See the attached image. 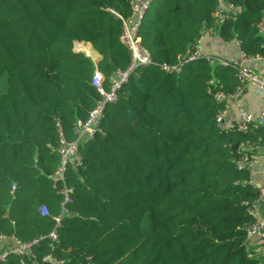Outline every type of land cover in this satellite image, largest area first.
Returning <instances> with one entry per match:
<instances>
[{"label":"trees","instance_id":"1","mask_svg":"<svg viewBox=\"0 0 264 264\" xmlns=\"http://www.w3.org/2000/svg\"><path fill=\"white\" fill-rule=\"evenodd\" d=\"M131 1L0 0V234L39 240L34 257L10 254L0 264H45L49 253L64 264H263L247 242L260 190L239 162L243 150H264V124L217 122L229 104L217 93L237 91L238 71L205 58L179 73L161 68L206 29L239 40L246 57L264 55L263 0H229L242 9L223 24L217 0H152L141 37L155 64L123 84L82 145V166L67 168L65 184L56 180L60 133L74 140L76 123L102 98L94 61L74 45L92 44L109 89L131 61L120 18ZM64 186L72 188L67 214Z\"/></svg>","mask_w":264,"mask_h":264},{"label":"built area","instance_id":"2","mask_svg":"<svg viewBox=\"0 0 264 264\" xmlns=\"http://www.w3.org/2000/svg\"><path fill=\"white\" fill-rule=\"evenodd\" d=\"M152 0H132L131 1V13L127 17L120 16L123 24L121 40L128 49L131 61L125 70L117 71L111 79V85L109 89L104 87V76L98 68V64L95 63V72L92 80V84L99 90L102 98L98 101L96 107L92 109L86 120H79L75 126L76 138L74 140H68L65 135L60 133V145L59 153L61 157V164L58 170L55 172L56 180H59L65 184V172L68 167L72 166L78 168L83 164V154L81 151L82 145L94 138L97 132V128L100 124L101 118L104 113L105 106L108 103H113L118 98V91L121 89L124 83H126L132 74H134L138 68L146 65H154L150 53L145 49L142 44L141 26L144 20L145 14L151 5ZM264 2V0H263ZM218 9L216 12L217 22L219 24L225 23L227 19H230L232 15H236L241 11L242 7L229 0H217ZM235 18V17H233ZM258 31L264 36V9L263 17L257 25ZM203 35L197 40L195 45L190 51L185 54L177 55V62L161 64L162 70L165 72L179 73L182 71L183 65L190 61H194L200 58L207 59L211 64L220 63L223 65H229L238 71V77L240 84L237 91L234 94L226 95L223 91L217 93L219 100H225L226 103L229 100H238L247 88L249 83L256 86V88L264 94V75L256 73L253 68V64L258 63L264 66V55L256 57H246L240 49V57L238 60L226 59L211 53L204 51L201 47ZM240 48V41L233 40ZM78 43V44H77ZM80 51L85 53L93 60L92 49L89 48V44L86 42H76ZM82 46V48H81ZM75 47V45H74ZM94 61V60H93ZM213 82V81H212ZM239 128L244 130L248 128V125L252 122L256 124H264V109L261 110L258 116H255L248 112L244 107L239 105ZM227 110L222 111L217 116L218 124L224 125V120ZM244 148V146H243ZM261 153V154H260ZM259 164L260 168L256 169V165ZM247 167L250 169L249 183L259 188L260 195L256 200L253 209L251 210L255 216V221L248 227L247 242L251 246L256 244L258 247L257 258L264 256V218L257 217V203L264 196V151H257L256 149L243 150L242 157L239 162V168ZM259 176V180L257 179ZM16 189V185L12 186V191ZM60 192L64 195V206L62 213H69V210L65 206L71 202L72 188L64 186ZM39 211L43 216H47L49 211L45 205L39 207ZM61 223V217L56 218V228L48 234V238L51 240L50 247L54 248L56 244L60 242L57 228ZM39 240L36 239L33 242L24 243L15 237L9 238L4 234H0V263L10 254H16L21 258L25 256L34 257L33 245L38 244ZM45 264H64V260L58 259L52 253H49L43 257Z\"/></svg>","mask_w":264,"mask_h":264},{"label":"crops","instance_id":"3","mask_svg":"<svg viewBox=\"0 0 264 264\" xmlns=\"http://www.w3.org/2000/svg\"><path fill=\"white\" fill-rule=\"evenodd\" d=\"M91 44V43H90ZM92 47V44H91ZM201 47L204 51L226 58V59H235L238 60L240 57V48L236 44L235 41H224L219 34L218 30H209L206 29L203 33V39L201 43ZM92 49V48H91ZM94 62H99V55L96 53L95 56H93ZM253 68L255 69L256 73L264 75V66L255 63L253 64ZM255 91L257 88L255 85L249 83L247 85V88L244 90L243 94L240 96L238 100H232L234 102L232 106H229V109H227L224 125L226 127L233 126L235 124H238L240 122L239 117V105L244 107L248 112L251 114L258 116L261 110L264 109V94H262V100L260 102L255 103L253 94H251V90ZM264 151V150H263ZM259 164L256 165V169H259ZM259 176H257V179L259 180ZM257 217L264 218V196L258 201L257 203ZM256 250H258V247L256 244H253ZM263 264H264V257L262 258Z\"/></svg>","mask_w":264,"mask_h":264},{"label":"rangeland","instance_id":"4","mask_svg":"<svg viewBox=\"0 0 264 264\" xmlns=\"http://www.w3.org/2000/svg\"><path fill=\"white\" fill-rule=\"evenodd\" d=\"M78 44V43H77ZM86 44H89V45H87V46H89V48H92V55L93 56H95V54H96V52L93 50V46L91 47V44L90 43H86ZM80 45H82V42H80ZM75 49H79V46L78 45H76L75 44V47H74ZM81 48H82V46H81ZM94 58V57H93ZM95 59V58H94ZM95 61H96V59H95ZM251 94H253L254 96H253V98H254V101H255V103H257V102H260L261 100H262V95H261V93H260V91L258 90V89H256L255 91H253V89L251 90ZM229 104H228V107H227V109H229V106L231 105L232 106V104L234 103V102H232V100H229V102H228Z\"/></svg>","mask_w":264,"mask_h":264},{"label":"water","instance_id":"5","mask_svg":"<svg viewBox=\"0 0 264 264\" xmlns=\"http://www.w3.org/2000/svg\"><path fill=\"white\" fill-rule=\"evenodd\" d=\"M97 64H98V62H97ZM245 92V91H244ZM225 101V100H224ZM226 102V101H225ZM236 147H237V145H236Z\"/></svg>","mask_w":264,"mask_h":264},{"label":"bare ground","instance_id":"6","mask_svg":"<svg viewBox=\"0 0 264 264\" xmlns=\"http://www.w3.org/2000/svg\"><path fill=\"white\" fill-rule=\"evenodd\" d=\"M191 62V61H190Z\"/></svg>","mask_w":264,"mask_h":264}]
</instances>
